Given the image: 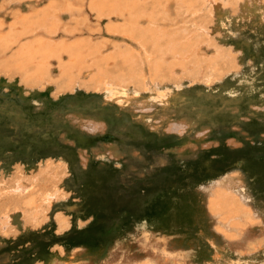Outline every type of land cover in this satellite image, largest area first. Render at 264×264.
Segmentation results:
<instances>
[{
  "label": "rangeland",
  "instance_id": "374dc122",
  "mask_svg": "<svg viewBox=\"0 0 264 264\" xmlns=\"http://www.w3.org/2000/svg\"><path fill=\"white\" fill-rule=\"evenodd\" d=\"M252 11L251 19L223 21L227 41L243 51L238 74L185 77L172 95L174 116L193 117L186 133L151 128L104 90H26L0 77V212H20L31 193L53 185L62 192L40 211L39 225L0 229V264H264V7ZM104 23L95 37L106 35ZM227 175L260 210L228 236L210 190L213 177ZM58 212L69 223L62 230Z\"/></svg>",
  "mask_w": 264,
  "mask_h": 264
},
{
  "label": "bare ground",
  "instance_id": "6f19581e",
  "mask_svg": "<svg viewBox=\"0 0 264 264\" xmlns=\"http://www.w3.org/2000/svg\"><path fill=\"white\" fill-rule=\"evenodd\" d=\"M14 1L18 4L10 7ZM22 1L0 3V77L26 90H104L118 106L143 115L151 128L179 133L194 123L190 114L175 117L171 109L179 83L185 77L220 82L238 74L243 51L227 41L223 21L228 15L251 19L255 6L264 7V0H50L24 9ZM88 10L98 20L95 27ZM102 19L106 35L97 38L93 32L102 31ZM203 44L213 47L212 55ZM31 176L30 185L39 179L37 172ZM213 178L212 206L222 214L225 235H232L230 229L245 226L260 210L241 180ZM15 179L19 193H27L22 177ZM61 193L53 185L38 197L31 193L20 212V207L2 210L0 229L39 225L40 211L46 205L49 210ZM56 223L59 230L68 227L64 212L56 214Z\"/></svg>",
  "mask_w": 264,
  "mask_h": 264
}]
</instances>
